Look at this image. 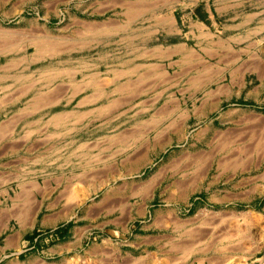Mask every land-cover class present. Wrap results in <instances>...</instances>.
I'll return each instance as SVG.
<instances>
[{
	"label": "rangeland",
	"instance_id": "obj_1",
	"mask_svg": "<svg viewBox=\"0 0 264 264\" xmlns=\"http://www.w3.org/2000/svg\"><path fill=\"white\" fill-rule=\"evenodd\" d=\"M176 2L10 0L11 21L0 11L9 36L0 32V264H264V41L253 57L237 49L219 67L207 59L215 81L172 82L168 61L164 73L149 64L155 48L175 41L162 31L181 21ZM21 17L37 25L23 28ZM46 42L62 44L59 54ZM88 70L99 73L96 84L81 91ZM100 92L96 104L77 107ZM73 175L65 192L47 185ZM58 194L76 197L80 213L67 230L44 231ZM86 229L106 244L103 260L90 259ZM55 241L68 249L50 256Z\"/></svg>",
	"mask_w": 264,
	"mask_h": 264
},
{
	"label": "crops",
	"instance_id": "obj_2",
	"mask_svg": "<svg viewBox=\"0 0 264 264\" xmlns=\"http://www.w3.org/2000/svg\"><path fill=\"white\" fill-rule=\"evenodd\" d=\"M9 1L10 0H0V11L5 15L4 20L11 21V17H13L14 11L18 9V7L16 5H9ZM176 3L183 10L181 21L177 20L176 25L174 24L172 27H168V30L164 29V31H162V33L173 36L175 41L169 45H162L161 48H155L153 52L155 57L150 62L151 64H149L158 67V70L164 73L163 65L168 61V73L173 78L172 82L190 81L202 85L203 83L208 84L210 81H215L214 76L217 74V71H214L216 70L214 69L211 72L207 59L211 57L221 59L218 63L219 65H217V67H219L225 64L222 58H225L226 51L237 49L240 54L244 53L249 57H253L258 52L259 45H261L259 43L264 41V37L259 39V32L261 31L260 33H264V0H188V2H186V0H177ZM226 16H228L227 20ZM18 22L17 25L23 28H31L37 25L33 19L26 17L19 18ZM162 33L161 35H163ZM124 67H126V65H124ZM124 67H122L123 76L126 74L124 73V70H126ZM150 68L151 67H148L146 71L148 72ZM111 71L116 72L115 69L112 70V68ZM85 72L95 73L96 71L88 70ZM245 72V70L241 71L242 74L246 75ZM86 73H84L83 76ZM130 74L132 73H129V78ZM219 75H223L220 79L224 80L226 77L225 70ZM217 80L219 81V79ZM88 86L83 90L86 91L91 89L93 84H89ZM62 88L63 90L60 94L63 95L64 101H67L71 95V91L66 84L62 85V83H60L58 89ZM43 89L50 91L51 88L47 86ZM112 89L113 88H111V94L113 95ZM68 91H70V94L66 95ZM109 96L110 95H108V97ZM218 97V99L213 100L215 105H219L223 102L222 98L220 96ZM84 98H87L89 102L82 101L87 100ZM84 98L81 99L84 103L78 101L77 107L87 108L96 104L97 96L93 97L91 95H86ZM49 101L48 99H43V103H49ZM58 166H60V163ZM47 176L49 179L51 176L55 175L48 173ZM72 177V179H62L60 176H57V180L52 183L48 182L47 185L61 186L65 188L63 191L65 192V190L71 188V186L77 182L76 176L73 175ZM49 195L50 194H48V197H50ZM74 199H76V197H73V199L69 201L63 194H58L57 198L54 196L53 199H48L49 213L47 214L48 218L43 222L42 227L44 231L62 226L61 232L67 230L65 225L74 218L75 214L80 213V209L76 207ZM92 207L93 205H90L85 208L90 209ZM75 229V226H73L68 232L74 235L76 233ZM81 234L84 237L93 235V241L88 246L90 259L101 261L108 255V253H106L107 251L104 253V251L107 250V248H105L106 244H103L102 241H98L100 238L98 232H94L93 234V231L86 229L81 231L80 235ZM55 242L56 243L47 246V251L50 256H58L61 255L62 252L67 251L68 247L65 245L66 241ZM114 246L117 253L116 255L122 256L124 251L122 248L123 244L116 243Z\"/></svg>",
	"mask_w": 264,
	"mask_h": 264
},
{
	"label": "bare ground",
	"instance_id": "obj_3",
	"mask_svg": "<svg viewBox=\"0 0 264 264\" xmlns=\"http://www.w3.org/2000/svg\"><path fill=\"white\" fill-rule=\"evenodd\" d=\"M155 1H156V0H155ZM164 1H165V0H164ZM142 5H143V4H142ZM142 5H141V6H142ZM122 6H123V5H122ZM129 6L131 7V5H129ZM134 6H135V5H134ZM144 6H145V5H144ZM135 7H136V6H135ZM139 7H140V6H139ZM145 7H146V6H145ZM149 7H150V6H149ZM127 8H128V7H127ZM142 8H143V7H142ZM142 8H140V9H142ZM140 9H139V10H140ZM140 11H141V10H140ZM130 12H131V11H130ZM130 12H129V13H130ZM133 12H135V11H133ZM127 14H128V13H127ZM132 14H133V13H132ZM135 14H136V13H134V15H135ZM134 15H133V16H134ZM135 16H136V15H135ZM129 17H130V16H129ZM101 23H102V22H101ZM107 25H108V24H107ZM100 27H101V26H100ZM102 27H103V26H102ZM87 29H89V28H87ZM92 29H93V28H92ZM1 31H2V30L0 29V32H1ZM6 31H7V30H6ZM4 34H5V33H4ZM4 34H3V35H4ZM8 34L10 35L11 33H8ZM14 34H15V33H14ZM1 35H2V32H1ZM1 35H0V36H1ZM3 35H2V36H3ZM6 35H7V34H5V35L3 36V38H5ZM11 35H12V34H11ZM7 37H9V36L7 35ZM7 37H6V38H7ZM6 38H5V39H6ZM46 38H47V37H46ZM7 39H8V38H7ZM47 39H48V38H47ZM50 39H51V38H50ZM61 40H62V39H61ZM19 41H20V40H19ZM34 41H35V40H34ZM36 41H37V40H36ZM50 41H51V40H50ZM52 41H53V39H52ZM57 41H59V40H57ZM1 42H2V41H1ZM12 42H13V41H12ZM15 42H16V41H15ZM44 42H45V40H44ZM54 42H55V41H54ZM60 42H61V41H60ZM3 43H4V41H3ZM16 43H17V42H16ZM57 43H59V42H57ZM62 43H63V42H62ZM64 43H65V42H64ZM64 43H63V44H64ZM46 44H48V43L46 42ZM53 44H55V43H53ZM53 44H50V43H49V44H48L49 46H47V45H46V46H47V48H48V47L50 48V51L52 50V51L55 52V53L61 51V49H57V48H59V46L61 47L62 44H61V45L57 44V46H56V45H53ZM2 45H3V44H2ZM36 45H37V44H36ZM36 45H35V46H36ZM39 45H40V44H39ZM42 45H43V42H42L41 46H42ZM58 45H59V46H58ZM0 46H1V44H0ZM6 46H8V45L6 44ZM63 46H64V45H63ZM65 46H68V45L65 44ZM10 47H13V45L10 46ZM22 47H23V46H22ZM56 47H57V48H56ZM8 48H9V46H8ZM8 48H7V49H8ZM13 48H15V47H13ZM42 48H43V47H40V48H39L38 45H37V50H36V51H38L39 49L41 50ZM45 48H46V47H45ZM68 48H69V47H68ZM181 48H182V47H181ZM2 49L5 50L4 48H2ZM65 49H66V48H65ZM157 49H158V48H157ZM157 49H156V50H157ZM3 50H1V48H0V51L3 52ZM40 50H39V51H40ZM43 50H44V49H43ZM43 50H41V51L43 52ZM45 50H46V49H45ZM69 50H70V49H69ZM6 51L8 52V50H6ZM10 51H12V50H10ZM10 51H9V52H10ZM41 51H40V53H41ZM65 51H66V50H65ZM146 51H147V50H146ZM173 51H174V50H173ZM175 51H176V50H175ZM9 52H8V53H9ZM44 52H45V51H44ZM164 52H165V51H164ZM37 53L39 54V52H37ZM49 53H51V52H49ZM49 53H48V54H49ZM48 54H47V55H48ZM57 54H59V53H57ZM158 54H159V53H158ZM158 54H157V55H158ZM41 55H43V53H42ZM187 55H188V53H187ZM192 55H193V54H192ZM48 56H49V55H48ZM158 56H159V55H158ZM39 57H41V56L39 55ZM39 57H38V59H40ZM190 57H191V56H190ZM33 58H34V57H33ZM21 60H22V59H21ZM22 61H24V60H22ZM10 62H11V61H10ZM10 62H9V63H10ZM12 62L15 63L16 61H12ZM19 62H20V60H19ZM188 62H189V61H188ZM17 63H18V62H17ZM15 64H16V63H15ZM15 64H13V65H15ZM90 64H91V63H90ZM121 64H122V63H121ZM8 65H10V64H8ZM13 65H12V66H13ZM143 65H144V64H143ZM143 65H142V66H143ZM6 66H7V65H6ZM6 66H5V67H6ZM15 66H16V65H15ZM82 66H83V65H82ZM153 66H154V65H153ZM10 67H11V66H9L8 68H10ZM84 67H85V65H84ZM11 68H12V67H11ZM55 68H56V67H55ZM85 68H86V67H85ZM151 68H152V67H151ZM2 69H3V67H2ZM5 69H7V68H5ZM56 69H57V68H56ZM63 70H64V69H62V68H61V70H60V69H59V70H55V72H57V74H56V73H55V74L58 75L57 77H59V75H61V74L63 73ZM71 70H72V69H71ZM71 70H69V71L71 72ZM77 70L79 71V69H77ZM77 70H76V71H77ZM108 70H109V69H108ZM112 70H113V69H112ZM117 70H118V69H117ZM7 71H8V70H7ZM44 71H45V70H44ZM72 71H73V70H72ZM74 71H75V70H74ZM110 71H111V70H110ZM121 71H123V70H121ZM121 71H120V73H121ZM124 71H125V70H124ZM52 72H53V71H52ZM64 72H67V69H66V68H65V71H64ZM111 72H112V71H111ZM118 72H119V71H116V72L113 71V73H116V74H115V77H116V78L122 76V75L117 76V73H118ZM44 73H46V72H44ZM68 73H69V72H68ZM122 73H123V72H122ZM122 73H121V74H122ZM21 74H22V73H21ZM41 74H42V73H41ZM71 74H72V72H71ZM73 74H74V72H73ZM97 74H99V73H96V72H95V73H94V72H93V73H91V72H90V73H86V74L84 75V77H83V79L85 80L84 83H85L86 81H88V84H90L89 82H91V79L95 78V77L97 76ZM0 75H1V74H0ZM7 75H8V74H7ZM15 75H16V74H15ZM19 75H20V74H19ZM51 75H52V74H51ZM51 75H50V76H51ZM56 75H55V77H56ZM66 75H67V74H66ZM113 75H114V74H113ZM26 76H27V75H26ZM29 76H30V75H29ZM39 76H40V75H39ZM61 76H62V75H61ZM21 77H22V75H21ZM48 77H49V76L46 77V78L49 80V81H48V80H47V81L50 82V79H49ZM53 77H54V76H52V78H53ZM7 78H8V77H7ZM9 78H10V77H9ZM17 78H18V77H17ZM17 78H16V79H17ZM22 78H23V77H22ZM96 78H97V77H96ZM1 79H2V78H1ZM32 79H33V78H32ZM111 79L114 80V79H115L114 76H113V78H111ZM117 79H118V78H117ZM120 79H121V78H120ZM17 80H18V79H17ZM19 80H20V77H19ZM51 80H52V79H51ZM109 80H110V79H109ZM39 81H40V80H39ZM82 81H83V80H82ZM107 81H108V80H107ZM111 81H112V80H111ZM116 81H118V80H116ZM141 81H142V80H141ZM93 82H94V84H96V81H93ZM93 82H92V84H93ZM108 82H109V81H108ZM114 82H115V81H114ZM126 82H127V81H126ZM30 83L33 84L32 82H30ZM81 83H82V82H81ZM86 83H87V82H86ZM116 83H118V82H116ZM45 84H46V83H45ZM49 84H50V83H48V84H46V85H49ZM76 84L78 85V83H76ZM76 84H73V85L76 86ZM92 84H90V85H92ZM98 84H100V83H98ZM108 84H109V83H108ZM120 84H121V83H120ZM124 84H125V83H124ZM9 85H10V84H8V86H9ZM27 85H28V84H27ZM29 85H30V84H29ZM43 85H44V84H43ZM117 85H119V84H117ZM117 85H116V87H117ZM24 86H25V85H24ZM34 86H36V85H34ZM41 86H42V85H41ZM44 86H45V85H44ZM55 86H56V85H55ZM69 86H70V85H69ZM83 86H84V84H83ZM86 86H87V85H86ZM128 86H129V85H128ZM28 87H29V86H28ZM57 87H58V86H57ZM76 87H77V86H76ZM81 87H82V86H81V84L79 83L78 88H81ZM88 87H89V86H88ZM91 87H92V86H91ZM119 87H121V86L119 85ZM119 87H117V90H116V88L114 87V89L116 90V92H119V90H118ZM3 88H4V87H3ZM5 88H6V87H5ZM31 88H32V87H31ZM34 88H35V87H34ZM37 88H39V87H37ZM37 88H36V89H37ZM78 88H77V89H74V87H73L72 90H80V89H78ZM122 88H123V87H122ZM125 88H126V87H125ZM24 89L26 90V87H25ZM24 89H23V90H24ZM29 89H30V88H29ZM29 89H27V90H29ZM32 89H33V88H32ZM46 89H47V88H46ZM114 89H112V90H114ZM66 90H67V89H66ZM82 90H83V89H81V91H82ZM122 90H124V88H123ZM127 90H128V89H127ZM36 91H38V89H37ZM56 91H58V90H56ZM59 91H62V90L60 89ZM101 91H102V90H101ZM120 91H121V90H120ZM22 92H23V91H22ZM42 92H43V91H42ZM77 92H79V91H77ZM112 92H115V91H112ZM126 92H127V91H125V93H126ZM128 92H129V91H128ZM38 93H39V92H38ZM72 93H73V92L71 91V95H72ZM74 93H76V91H74ZM102 93H103V92H102ZM120 93H121V92H120ZM122 93H124V92L122 91ZM125 93H124V94H125ZM17 94H18V93H17ZM21 94H23V93H21ZM33 94H34V93H33ZM36 94H37V93H36ZM41 94H42V93H41ZM57 94H58V92H57ZM57 94H56V95H57ZM100 94H101V92L98 94V97H97L98 99L100 98V96H99ZM118 94H119V93H118ZM132 94H133V93H132ZM45 95H46V94H45ZM101 95H103V94H101ZM108 95H109V93H108ZM108 95H107V97H108ZM121 95H122V94H121ZM39 96H40V95H39ZM72 96H73V95H72ZM89 96H90V95H89ZM124 96H125V95H124ZM36 97H37V96H36ZM54 97H55V96H54ZM109 97H110V96H109ZM37 98H39V97H37ZM51 98H52V97H51ZM87 98H88V97H87ZM87 98H85V99H87ZM103 98H104V97H103ZM32 99H34V98L32 97ZM90 99H91V98H90ZM114 99H115V98H114ZM114 99H113V100H114ZM125 99H126V98H125ZM53 100H54V99H53ZM87 100H88V99H87ZM87 100H84V102L87 101ZM82 101H83V100H82ZM82 101H81V102H82ZM116 101H117V99H116ZM37 102H39V101H37ZM40 102H41V101H40ZM81 102H80V103H81ZM118 102H119V101H118ZM31 103H33V102H31ZM35 103H36V102H35ZM42 103H43V102H42ZM49 103H50V102H49ZM49 103H48V104H49ZM77 103H78V102H77ZM113 103H114V102H113ZM115 103H116V102H115ZM28 104H29V103H28ZM81 104H82V103H81ZM79 105H80V104H79ZM107 105H108V104H107ZM111 105H112V104H111ZM35 107H36V106H35ZM37 108H38V107H37ZM40 108H41V107H40ZM38 111H39V110H38ZM76 114H77V112H76ZM60 115H61V114H60ZM63 115H64V114H63ZM58 116H59V114L55 115L52 119H55L56 117L58 118ZM58 119H59V118H58ZM58 121H59V120H58ZM57 124H58V123H57ZM3 125H4V124H3ZM53 125H54V124H53ZM0 133H1V132H0ZM23 190H25V189H23ZM71 192H72V191H71ZM75 195H76V194H75ZM28 196H29V195H28ZM28 196H27V197H28ZM27 197H26V198H27ZM68 199H69V198H68ZM72 199H73V198H72ZM225 236H226V235H225ZM170 238H171V237H170ZM184 239H185V238H184ZM224 239H225V238H224ZM195 245H196V244H195ZM191 246H192V245H191ZM196 251H197V250H196ZM98 252H99V251H98ZM154 252H155V251H154ZM182 252H183V251H182ZM189 254H190V253H189ZM170 257H171V256H170ZM135 261H136V260H135ZM151 261H152V260H151ZM150 263H151V262H150ZM131 264H133V263H131ZM134 264H135V263H134ZM223 264H224V263H223Z\"/></svg>",
	"mask_w": 264,
	"mask_h": 264
},
{
	"label": "built area",
	"instance_id": "obj_4",
	"mask_svg": "<svg viewBox=\"0 0 264 264\" xmlns=\"http://www.w3.org/2000/svg\"><path fill=\"white\" fill-rule=\"evenodd\" d=\"M54 232L53 231H51L49 234H48V237H47V239L48 240H50V239H54Z\"/></svg>",
	"mask_w": 264,
	"mask_h": 264
}]
</instances>
